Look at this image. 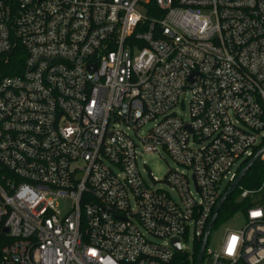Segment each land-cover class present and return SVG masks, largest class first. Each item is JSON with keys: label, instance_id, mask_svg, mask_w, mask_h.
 I'll use <instances>...</instances> for the list:
<instances>
[{"label": "built area", "instance_id": "1", "mask_svg": "<svg viewBox=\"0 0 264 264\" xmlns=\"http://www.w3.org/2000/svg\"><path fill=\"white\" fill-rule=\"evenodd\" d=\"M18 48L21 72L0 75V264H172L173 240L194 256L264 147V0H0V61ZM163 152L175 168L163 187L144 166L151 186L139 161ZM238 188L246 224L205 256L264 264V182Z\"/></svg>", "mask_w": 264, "mask_h": 264}, {"label": "rangeland", "instance_id": "2", "mask_svg": "<svg viewBox=\"0 0 264 264\" xmlns=\"http://www.w3.org/2000/svg\"><path fill=\"white\" fill-rule=\"evenodd\" d=\"M185 101L184 107L180 109V115L185 118V120H188V101H189V96L186 95L182 99ZM149 127H146L144 130L147 131ZM242 161L237 162L235 165V168L233 169L234 172H238L242 168ZM146 166L149 168V171L152 173V175L157 178L158 181L162 182V186H164L163 182L166 179L167 175L169 174L170 170L174 169L175 166L169 156L163 152L161 156L158 155H143L142 158L139 161V168L140 171L143 173V170ZM143 176L148 184L153 186L152 180L150 179L149 174H144ZM226 183L222 185V188L224 189L226 187ZM239 189V188H238ZM237 189V190H238ZM234 200L239 203L240 197L235 195ZM246 224V217L244 212H239L235 214L234 216L226 219V220H220L219 223H216L215 226L213 227L207 249L208 251H211L212 253H217L218 250L220 249V246L222 244V241L224 240V235L226 230L231 229V230H240L242 229ZM185 247L188 248L190 251L194 252V243L192 240H189L188 242H185ZM185 254V253H184ZM202 264H213V259L210 256H205Z\"/></svg>", "mask_w": 264, "mask_h": 264}, {"label": "trees", "instance_id": "3", "mask_svg": "<svg viewBox=\"0 0 264 264\" xmlns=\"http://www.w3.org/2000/svg\"><path fill=\"white\" fill-rule=\"evenodd\" d=\"M25 58V52L22 48H18L15 50L9 58V62L0 61V75L1 77H5L8 75H15L21 72L22 66ZM250 161L244 164V167ZM243 167V168H244ZM264 182V162L258 161L252 169L249 170L245 178L243 179L241 186L245 188L254 189L259 188ZM235 195L240 197V190L236 189L235 192L228 198L226 203L223 206L216 223H219L220 220H226L239 212H244L249 206L248 202L237 203L234 200ZM262 201H264V193L262 194ZM215 223V224H216ZM0 238H2V234L0 233ZM1 244V243H0ZM201 242L197 243V248L195 250L194 256L190 257L187 254L176 255L172 264H196L197 258L199 255Z\"/></svg>", "mask_w": 264, "mask_h": 264}, {"label": "water", "instance_id": "4", "mask_svg": "<svg viewBox=\"0 0 264 264\" xmlns=\"http://www.w3.org/2000/svg\"><path fill=\"white\" fill-rule=\"evenodd\" d=\"M256 155L257 156H255L253 159H251V161L246 165V167H244V169L240 172L237 179L229 187L230 189H228L227 192L220 199V201L218 203L219 206H217V208L215 210V213H214V215L210 221V224L207 228L204 239L202 241L196 264H202V262L205 258V251H206V247H207V244L209 241L211 231H212V229H213V227H214V225L218 219V216H219L223 206H225L224 204L226 203L228 198L235 192V190L239 187V185L242 183L243 179L245 178V176L247 175L249 170L252 169V167L260 160L261 156L264 155V147ZM4 232L9 233L8 230H5ZM172 248L176 251L177 254L181 255L182 250L180 248V241L179 240H173L172 241Z\"/></svg>", "mask_w": 264, "mask_h": 264}]
</instances>
